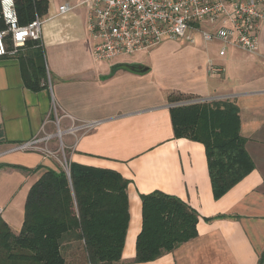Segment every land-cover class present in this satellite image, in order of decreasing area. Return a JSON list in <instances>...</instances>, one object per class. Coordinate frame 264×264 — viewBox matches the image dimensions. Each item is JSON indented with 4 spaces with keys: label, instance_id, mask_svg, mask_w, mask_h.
I'll list each match as a JSON object with an SVG mask.
<instances>
[{
    "label": "crops",
    "instance_id": "crops-1",
    "mask_svg": "<svg viewBox=\"0 0 264 264\" xmlns=\"http://www.w3.org/2000/svg\"><path fill=\"white\" fill-rule=\"evenodd\" d=\"M66 3L70 9L60 14ZM40 18L48 84L36 91L25 85L24 69L30 71L37 58L33 40L0 58V216L11 229L21 230L31 186L48 168H62V152L67 163L112 169L128 180L130 220L121 261L114 264H258L264 251V21L257 52L227 47L220 55V41H205L194 31L193 43L166 39L138 52L173 42L184 51L180 58L164 54L147 62L137 53L94 58L86 0H47ZM209 63L224 72L209 74ZM199 98L236 102L254 162L219 199L204 144L176 137L170 114L173 103ZM83 123L95 125L78 128ZM47 134L52 138L39 141L40 149H15ZM157 190L199 213L198 235L155 260L134 262L141 195ZM63 252L66 264H90L83 242L66 243Z\"/></svg>",
    "mask_w": 264,
    "mask_h": 264
},
{
    "label": "trees",
    "instance_id": "trees-1",
    "mask_svg": "<svg viewBox=\"0 0 264 264\" xmlns=\"http://www.w3.org/2000/svg\"><path fill=\"white\" fill-rule=\"evenodd\" d=\"M15 1L22 25L47 9V0ZM33 45L37 58L23 76L36 91L48 84V76L42 42ZM170 114L176 137L204 144L216 199L254 169L236 102L171 106ZM127 188L128 180L112 169L78 162H70L69 171L48 168L30 188L21 230L14 232L0 216V264H66L63 247L74 241L83 242L90 264L120 262L130 220ZM141 199L134 262L155 260L197 237L200 215L187 202L158 190ZM258 264H264V251Z\"/></svg>",
    "mask_w": 264,
    "mask_h": 264
},
{
    "label": "built area",
    "instance_id": "built-area-1",
    "mask_svg": "<svg viewBox=\"0 0 264 264\" xmlns=\"http://www.w3.org/2000/svg\"><path fill=\"white\" fill-rule=\"evenodd\" d=\"M86 4L89 8L88 29L94 39L92 54L96 60L146 51L166 39H186L193 43L194 31L199 32L205 41H220L223 45L220 55H225L227 47L250 53L257 52L260 47L264 0H86ZM0 7V58L16 55L29 40L41 41L43 20L39 16L22 25L15 0H0ZM69 9V4H63L59 13ZM204 23L208 28L202 27ZM207 69L211 75L224 72L221 65L213 63H209ZM208 101L211 100L190 99L171 106ZM93 125L95 123H83L78 128ZM61 135L58 130L56 136L61 138ZM51 138L52 135L47 134L15 149H40L38 142H47ZM46 152L51 153L48 149ZM65 170L69 171L67 162Z\"/></svg>",
    "mask_w": 264,
    "mask_h": 264
},
{
    "label": "rangeland",
    "instance_id": "rangeland-1",
    "mask_svg": "<svg viewBox=\"0 0 264 264\" xmlns=\"http://www.w3.org/2000/svg\"><path fill=\"white\" fill-rule=\"evenodd\" d=\"M196 40L200 42V41H202V37H200V35L197 34ZM164 54L167 55L168 57H170L172 60H174V59L180 58L181 55H184V51L181 50L180 47H178V45L171 42V43L167 44V46H165V47H163L157 51H151V52H147V53L146 52L145 53H137L134 56H136V57L142 56L143 58H145V60L147 62H149V61H154L156 57H158L160 55H164ZM208 102H210V101H208ZM203 103H205V102H203ZM193 104H199V103H193ZM59 158L61 159V167L65 169L66 162H65V159L62 155V152H60Z\"/></svg>",
    "mask_w": 264,
    "mask_h": 264
}]
</instances>
